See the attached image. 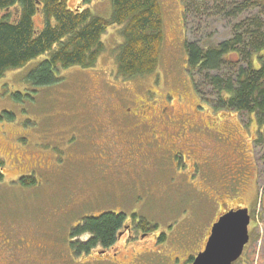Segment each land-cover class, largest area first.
I'll return each instance as SVG.
<instances>
[{"label":"rangeland","instance_id":"374dc122","mask_svg":"<svg viewBox=\"0 0 264 264\" xmlns=\"http://www.w3.org/2000/svg\"><path fill=\"white\" fill-rule=\"evenodd\" d=\"M93 1L89 7L92 15L106 19L111 16L110 0ZM243 1L159 0L164 40L158 65L149 74L126 79L116 74V47L123 38L121 26L112 25L103 33V50L90 67H58L54 72L56 82L36 87L24 77L44 59L39 56L0 77V154L6 170L5 179L0 181V235L15 254L14 261L28 255L31 264H46L42 249L47 248L53 257L65 254L66 233L80 219L104 212L136 211L153 227L156 238L164 235L155 247L158 251L149 254L144 264H188L189 254L198 253L196 240L214 220L217 202L228 193L236 197L228 200L231 205L255 210L250 241L234 264H264L261 147L247 146L243 153L247 157L245 172L251 174L252 184L250 193L242 196H233L240 194L246 179L242 169L223 178L210 174L204 179L202 171H188L187 164L174 153L156 156L150 169L131 177H123L114 165L111 173L102 171L104 166L100 164L82 159L83 153L87 156L93 149L88 140L94 133L92 129L99 128L100 132L94 134L98 136L109 124L104 120L108 99L120 108L118 97L125 93L131 98L122 106L124 113L128 108L131 114L144 113L146 109L156 114L164 108L174 116H191L196 123H212L219 129L231 126L234 138L230 140H238L243 133L244 141L241 126L250 123L248 115L213 107L217 105V90L206 76L222 75V66L189 74L184 49L185 40L203 47L241 36L248 24L264 26V2L250 4L245 0L246 4H242ZM69 4L71 8L82 6L80 0H70ZM111 71L112 84L125 87L124 91L112 89V97L106 85ZM100 101L101 107H95L94 103ZM251 134L250 130L249 137ZM222 137L223 133L215 132L213 139H206L209 151L217 153L218 166L222 163L220 155L226 153L235 158L238 166V147L233 141L219 143ZM36 161L45 166H34ZM117 161L112 159L113 163ZM17 174L20 180H9ZM25 245L30 248H17Z\"/></svg>","mask_w":264,"mask_h":264},{"label":"trees","instance_id":"16d2710c","mask_svg":"<svg viewBox=\"0 0 264 264\" xmlns=\"http://www.w3.org/2000/svg\"><path fill=\"white\" fill-rule=\"evenodd\" d=\"M110 2L111 16L106 19L92 15L89 10H69L66 0H0V77L39 56L44 59L24 77V81L36 87L56 82L58 77L54 72L58 67H90L103 50V33L112 25L121 26L123 38L116 47V74L126 79L154 71L164 40L159 0ZM15 6L18 16L11 21L8 12ZM38 14L43 16L41 28L34 19ZM256 24H248L241 36L217 44L200 47L185 40L184 49L189 74L203 69L218 70L222 66V75L206 76L217 90L214 108L258 111L262 113L259 120L264 122V56L258 57L261 66L256 69L251 59L253 52L264 47V26ZM241 55L246 62L243 66L236 62ZM120 220L119 214L103 213L88 219L83 229L106 243L114 240Z\"/></svg>","mask_w":264,"mask_h":264},{"label":"flooded vegetation","instance_id":"af4514ba","mask_svg":"<svg viewBox=\"0 0 264 264\" xmlns=\"http://www.w3.org/2000/svg\"><path fill=\"white\" fill-rule=\"evenodd\" d=\"M69 1L70 0H66L67 9L74 12H83L86 10L90 11L89 7L93 0H80L82 6H75L74 8L70 7ZM72 1L73 0H71V2ZM254 1L256 3L264 2V0ZM8 14L11 21L16 20L18 16V6L10 9ZM37 16L34 19L37 27L41 28V26H43V16L42 14H38ZM259 56H264V47L261 51L253 52L251 55L252 66L255 69L260 68L261 66V61L258 59ZM236 62L239 66H243L246 63L243 61V55H241ZM107 76H109V83H106V85L111 90V97L112 89L118 87L120 90H125V87H121L120 84H118V86L112 84V71L109 72ZM126 90L128 92L127 87ZM128 97L130 96L127 93H125V95L122 94V97L120 96V98L118 97V105H121L120 108H115L112 100L108 99L107 114L104 120L108 121L109 124L103 126L102 131L98 136L94 134L100 132L98 131L99 128L92 129L94 133L88 137V140L93 149L89 150L87 156H84L83 153L82 159H89L88 161L100 164L104 166V168L101 169L102 171L107 169L111 173L112 165H114L113 167H118L117 171H120L118 173H121L123 177H131L133 174L139 175L141 172L150 169L149 164H152L151 161L155 160L156 156L163 158L166 154L174 153L178 154L181 160L187 164L188 171H197L198 173L199 171H202L201 175H205L203 177L204 179L210 174H213L217 179L223 178L225 174L236 173L242 169L246 179L240 189V194H235L233 196H242L250 193L252 179L251 174L248 176L245 172L247 164L244 159L247 157L243 155V153L248 150L246 149L247 146L252 149L253 145L261 147L264 152V122L259 120L262 113L250 110L238 111L233 108H221L225 109V111L236 112V114L248 115L250 118V123L247 126H241L245 133L244 141L241 139L243 133L238 140H230L232 137L234 138L232 135L234 132L231 126L227 125L222 129H219L217 126H213L212 123L205 124L203 121V124L196 123L191 116L182 114L174 116L168 113L164 108L159 110L156 114H152L150 109H146L144 113L133 112V114H131L128 108L125 109L126 113H124L122 106H125L128 103ZM100 103L101 101L94 103V106L100 108ZM218 118L220 117L218 116ZM182 123H184V126ZM173 126L174 130L172 131ZM115 127L119 130L120 135L114 131L116 130ZM170 128L171 131H168ZM250 130L252 132L251 137H249ZM215 132L224 134L222 140L218 141L219 143L226 141L225 143L230 144L233 141L235 147H238V151L236 152L239 154H236L238 157L237 162L240 161L238 166L235 163V158L229 156L228 153L220 155L222 163L221 166L217 165V153L214 152L213 154L209 151L206 141V139L209 138L213 139L212 134ZM250 140L252 141L250 142ZM225 156L227 158H225ZM112 159L118 161L113 163ZM0 163V181H2L5 179L4 176H6V170L3 166L4 159L1 154ZM34 166L43 168L45 164L36 161ZM20 179L21 175L17 174L9 180L16 181ZM223 195V201L217 202V207L214 212V220L210 225H207L203 233L199 235L195 242V248L198 246V251L196 250L197 252L203 250L210 234L212 224L216 222L222 214L229 210L247 208L249 215L248 241L243 247L240 255L241 257L250 241V225L255 210L249 206L245 207V205L233 206L228 200L231 198L236 199V197H232L228 195V193ZM261 198L264 201V190L261 192ZM262 209L264 208L261 207L260 210L262 211ZM101 214L96 216H86L80 219V221H77L75 227L70 228L67 231L66 245L64 246L66 253L64 254L61 252L60 254L55 255L58 260L47 253V248H43L42 252L47 257L46 264H144L147 257L150 256L149 254L158 251L155 247L158 246V243L162 242L164 235L160 234L158 238H156L158 234L153 235L151 231L153 227L140 218L136 211L130 213H114L121 215V220L113 241L110 240L109 242L104 243L100 239H95L90 231L83 229V226L87 224L88 219L98 218ZM149 243H151V246ZM199 247L200 249H198ZM17 248L28 250L30 245ZM196 254L197 253L189 254L186 259L188 264H191L193 260H191V258H194ZM14 256L15 254L12 253L8 243L5 241L4 237L0 235V264H18V262H20L19 264H31L32 262V260L27 258L28 255L21 258L20 261H14Z\"/></svg>","mask_w":264,"mask_h":264},{"label":"water","instance_id":"95a60500","mask_svg":"<svg viewBox=\"0 0 264 264\" xmlns=\"http://www.w3.org/2000/svg\"><path fill=\"white\" fill-rule=\"evenodd\" d=\"M248 224L247 208L222 214L212 224L203 250L196 254L191 264H233L248 241Z\"/></svg>","mask_w":264,"mask_h":264}]
</instances>
